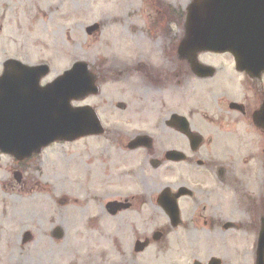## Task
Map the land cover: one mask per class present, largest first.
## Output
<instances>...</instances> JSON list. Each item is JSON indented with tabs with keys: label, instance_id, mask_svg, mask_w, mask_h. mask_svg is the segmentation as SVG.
I'll return each mask as SVG.
<instances>
[{
	"label": "flooded vegetation",
	"instance_id": "flooded-vegetation-1",
	"mask_svg": "<svg viewBox=\"0 0 264 264\" xmlns=\"http://www.w3.org/2000/svg\"><path fill=\"white\" fill-rule=\"evenodd\" d=\"M144 1L155 11L154 18L146 23L149 33L162 32L158 39L161 55L151 56L136 46L137 52L114 56L116 64L106 57L98 58L96 68L89 64L93 72L96 70L99 93L88 94L74 104L93 107L104 124V132L72 143L86 142L83 150L75 148L74 157L80 168L79 157L85 158L88 170L86 180H79L80 187L104 200L97 203L103 208V212H96L98 222L103 218L111 224L124 214L127 215L123 219L144 220L149 199L159 210L160 225L151 236L133 225L138 234L135 233L130 250L102 252L91 264H210L212 259H218L217 264H244V260H239L241 250L234 251L231 245L201 256L196 241L199 228L208 240L218 232L227 238V232L240 228L245 234L242 247L250 243L252 248L249 264H264V170L261 169V176L257 168L252 173L250 160L264 161V149H253L252 154L243 157L240 166V157L232 148L234 141L243 147L246 138L241 134L246 129H256L264 143V123L258 125L255 119V113L264 105V71L257 66L240 70L235 55L220 49L197 53V63L189 56L183 57L181 44L185 34L176 36L172 27L185 25L187 7L193 0ZM4 20L0 17L2 32ZM8 38L13 49V38ZM127 57L129 60L125 61ZM10 58L18 59L10 55L1 60L0 75H4ZM21 60L30 65L45 63ZM51 73L40 80L41 87L54 81L49 78ZM109 86L116 95L110 104ZM101 95L107 96V101L100 99ZM192 95L199 99L192 98L195 103H190V109L187 98ZM210 96L217 107L209 102ZM108 106L115 108L113 111L121 118L111 126L105 111ZM239 131L238 140L233 141L231 138ZM191 132L201 135L200 139L193 138ZM112 142L128 154L130 162L134 159L131 165L138 190L126 198L114 192L110 146H106ZM95 143L103 145L95 148ZM8 157L21 167L32 160ZM130 172L125 174L126 178L131 176ZM115 200L120 206H110ZM106 225L104 231L110 230ZM212 230L215 232L211 233Z\"/></svg>",
	"mask_w": 264,
	"mask_h": 264
},
{
	"label": "rangeland",
	"instance_id": "rangeland-1",
	"mask_svg": "<svg viewBox=\"0 0 264 264\" xmlns=\"http://www.w3.org/2000/svg\"><path fill=\"white\" fill-rule=\"evenodd\" d=\"M154 12L144 0H0V17L5 18L2 23L5 31L0 29V61L11 55L30 63L45 62L52 69L51 79L63 74L78 59L89 61L94 68L100 61L98 58L102 57L116 64L118 61L114 56L137 52L136 46L151 56H160L162 45L158 39L162 32L156 30L151 35L146 27L148 19L154 18ZM126 21H130L129 24ZM96 22L101 23L99 33L87 34L86 28ZM7 28L12 31L8 32ZM184 31L183 24L172 27L176 36L182 37ZM8 36L13 38V49H10ZM128 60L127 57L125 61ZM108 92L110 104L116 100V95L111 86ZM192 98L199 99V96H188L187 107L190 109L193 107L190 103H195ZM209 102L216 106L213 96ZM110 108L112 111L108 110ZM113 110L115 108L111 106L105 108L110 126L121 119ZM240 132L231 139L238 140ZM241 135L246 138L243 147L234 141L232 148L240 157V166H243V157L252 154L256 148L262 152L264 143L256 129H246ZM85 144L82 140L76 144L57 142L35 155L24 167L0 153V264H91L102 252L112 250L117 253L131 247L137 233L133 225H137L138 231L146 236H151L159 227V210L149 199L144 220L123 219L127 215L124 214L111 224L104 220L105 223L103 218L98 222L96 212L98 209L103 212V208L97 203L104 200L100 196L95 198L88 188L80 187L79 180H86L88 170H85V158L79 157L80 168L74 157L75 148L81 151ZM101 145L103 143L94 144L95 148ZM106 146H110L114 192L126 198L138 190L131 165L134 159L130 162L128 154L113 142ZM95 152L98 153L97 150ZM250 160L252 173L257 168L258 176L263 175L264 161L258 158ZM17 170L24 172L23 185L14 179ZM78 170L81 171L79 179ZM127 172L131 175L128 178L125 177ZM105 225L110 230L104 231ZM57 226L64 229L61 239H54L51 235ZM27 230L31 231L33 239L23 243L22 236ZM204 233L199 228L196 234L201 256L217 253L231 245L234 251L241 250L240 262H252V248L250 243H244L242 247L245 234L240 229L227 232V238L218 232L208 240Z\"/></svg>",
	"mask_w": 264,
	"mask_h": 264
},
{
	"label": "water",
	"instance_id": "water-1",
	"mask_svg": "<svg viewBox=\"0 0 264 264\" xmlns=\"http://www.w3.org/2000/svg\"><path fill=\"white\" fill-rule=\"evenodd\" d=\"M187 19L181 48L185 56L196 58L199 50L208 48L232 51L241 70L253 65L264 70V0H194ZM98 27L87 30L92 33ZM6 66L0 77V150L24 160L58 140L103 131L93 109L72 105V100L98 92L87 62H76L43 88L39 84L47 66L30 67L13 59ZM256 115L264 122V106ZM20 176L16 173L18 180ZM58 233L63 236L61 228Z\"/></svg>",
	"mask_w": 264,
	"mask_h": 264
}]
</instances>
